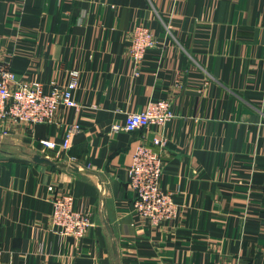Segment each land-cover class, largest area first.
I'll return each instance as SVG.
<instances>
[{
    "label": "crops",
    "instance_id": "crops-1",
    "mask_svg": "<svg viewBox=\"0 0 264 264\" xmlns=\"http://www.w3.org/2000/svg\"><path fill=\"white\" fill-rule=\"evenodd\" d=\"M139 24L157 45L137 69ZM0 59L46 90L80 72L83 105L61 109L62 126L0 132V264H264V0H0ZM159 99L177 115L165 129L113 131ZM73 123L71 150L40 145ZM161 133L180 213L152 228L128 169ZM50 186L92 214L83 239L53 232Z\"/></svg>",
    "mask_w": 264,
    "mask_h": 264
},
{
    "label": "built area",
    "instance_id": "built-area-1",
    "mask_svg": "<svg viewBox=\"0 0 264 264\" xmlns=\"http://www.w3.org/2000/svg\"><path fill=\"white\" fill-rule=\"evenodd\" d=\"M128 57L139 69L148 50L157 45V39L146 25H136L130 32ZM139 71L136 75L139 76ZM178 77L176 85L182 87ZM80 86V72L72 71L67 84L59 85L55 81L45 85L37 81L20 80L9 62L0 59V132L8 135L18 128L32 130L36 125H64L59 117L63 108L80 111L83 108L75 98ZM170 99L150 101L144 110L127 113L122 125H113L114 132L165 129L176 118V112ZM63 141L58 143L49 138L39 141L45 149L69 151L75 137L82 132L80 123L65 125ZM168 138L158 134L147 143L142 141L136 148L132 166L128 169L131 190L134 193L133 212L148 226L159 228L175 221L180 213L174 193L164 191L161 178L165 168L164 150ZM53 206V232L62 237L81 240L94 226L92 214L79 211L76 198L63 189L50 186ZM1 252V250H0ZM211 264H230L216 261Z\"/></svg>",
    "mask_w": 264,
    "mask_h": 264
}]
</instances>
